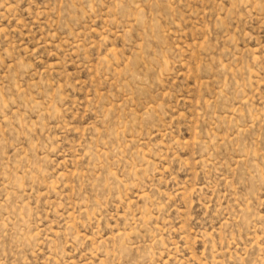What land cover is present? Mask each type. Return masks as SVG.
<instances>
[{
	"label": "rangeland",
	"instance_id": "1",
	"mask_svg": "<svg viewBox=\"0 0 264 264\" xmlns=\"http://www.w3.org/2000/svg\"><path fill=\"white\" fill-rule=\"evenodd\" d=\"M0 264H264V0H0Z\"/></svg>",
	"mask_w": 264,
	"mask_h": 264
}]
</instances>
